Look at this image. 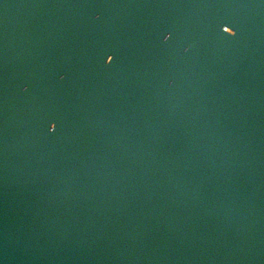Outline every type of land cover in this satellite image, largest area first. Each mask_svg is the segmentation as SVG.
Returning a JSON list of instances; mask_svg holds the SVG:
<instances>
[{
	"label": "water",
	"instance_id": "water-1",
	"mask_svg": "<svg viewBox=\"0 0 264 264\" xmlns=\"http://www.w3.org/2000/svg\"><path fill=\"white\" fill-rule=\"evenodd\" d=\"M0 264H264V0H0Z\"/></svg>",
	"mask_w": 264,
	"mask_h": 264
}]
</instances>
